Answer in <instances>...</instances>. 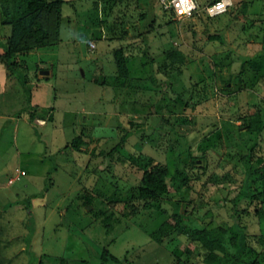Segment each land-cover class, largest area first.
<instances>
[{"label":"rangeland","instance_id":"1","mask_svg":"<svg viewBox=\"0 0 264 264\" xmlns=\"http://www.w3.org/2000/svg\"><path fill=\"white\" fill-rule=\"evenodd\" d=\"M198 1L204 6L197 14L179 19L163 0H122L112 7L111 0H66L56 43L21 55L14 72L0 56V183L6 194L0 210L8 219L16 208L37 206L22 213L29 232L21 237H33L29 260L22 252L12 262L5 258V227L0 264H101L105 247L123 258L121 264H179V257L205 264L189 251L197 246L191 227L170 232L164 244L151 237L174 217L169 200L130 198L146 167L163 162L174 172L178 116L193 124L181 141L191 137L198 158L184 155L194 176L189 209L201 223L229 227L236 246L245 233L244 256L264 264V128H248L258 120H249L256 111L264 120V87L247 90L244 107L230 84L239 53L255 49L234 42L237 28L226 32L225 42L212 38L230 14L209 16L206 0ZM248 29L256 38L264 31ZM10 32V24L0 26V42ZM120 46L131 68L123 81L114 59ZM175 47L186 56L180 69L167 54ZM226 67L235 71L228 74ZM32 112L48 123L33 120L32 126L25 119ZM127 128L141 131L110 153ZM81 134L87 143L76 149L73 140ZM248 159L258 169L254 174ZM17 167L26 174L7 185ZM116 190L120 198L113 201Z\"/></svg>","mask_w":264,"mask_h":264},{"label":"trees","instance_id":"2","mask_svg":"<svg viewBox=\"0 0 264 264\" xmlns=\"http://www.w3.org/2000/svg\"><path fill=\"white\" fill-rule=\"evenodd\" d=\"M65 1L0 0V26L11 25V32L5 43V52L2 56L12 72L20 64L19 57L21 55L29 53L37 47L56 43L60 39V28L63 18L62 5ZM120 1L122 0H111L110 6H115ZM212 1L214 0H209L208 3ZM201 6L199 4V10ZM171 11L175 15V12ZM197 13L198 11L195 12V14ZM221 36L222 34L219 32L211 34L212 38ZM167 54L173 69H180L177 63L186 61V56L183 55L178 47L167 50ZM114 59L117 66L118 81L130 78L131 68L129 66L127 48L120 46L114 49ZM248 61L254 62V57ZM260 64L261 69L264 71V61ZM101 83H107V79L102 80ZM133 100L137 101L136 99ZM262 116L261 112L256 111L255 115L250 117V121L255 118L259 120H252L248 124L250 131L257 133L262 131L264 128ZM31 118L34 120L37 116L32 112ZM172 129L175 132L174 125ZM139 131H141V128H127L121 140L117 142L110 153L123 147L129 137ZM85 143L87 142L82 134L74 137L73 145L76 149H81ZM194 149L195 146L192 144L186 145L185 143L182 145L180 151L176 152L177 162L173 173H171L168 164L163 162H156L151 167H146L140 182L131 190L130 198L150 200L151 202L169 200L174 206V217L165 219L157 228L152 230L150 232L151 237L153 240L164 244L170 232H174L182 226H189L195 233L194 238L197 241L196 249H189V251L196 253V256L200 257L205 264H263L255 257L244 256L248 246L245 233H241L239 245L236 246L229 227L222 224L209 226L201 223L194 216L193 210L189 209V203L194 200L190 195L194 176L184 161V155H190L194 161L197 160V156L193 155ZM248 161L250 172L254 174L258 169L252 168L251 159H248ZM169 177L170 180L168 179ZM173 192L178 193L180 197L172 198L170 194ZM118 194L119 192L116 190L113 194L116 198L112 199L113 201L119 200ZM88 196L87 194V202L91 200V197ZM122 262L123 258L112 253L108 247L104 248L101 264H121ZM179 264H187V262L179 257Z\"/></svg>","mask_w":264,"mask_h":264},{"label":"crops","instance_id":"3","mask_svg":"<svg viewBox=\"0 0 264 264\" xmlns=\"http://www.w3.org/2000/svg\"><path fill=\"white\" fill-rule=\"evenodd\" d=\"M196 1L198 2V4H200L201 2L198 0ZM205 2H206L205 3L206 5L209 2V0L208 1L206 0ZM222 14H227V15L230 14V17L222 25V31H220L222 36L219 37L221 41L225 42L227 40L226 32L229 33L230 30L237 28L238 30L236 31V36L233 37L234 42L238 41V44H241L245 48L247 47L248 49L249 48L255 49L252 52L248 51L242 54L238 52L240 57H238L236 61V66H235L236 71L230 69L229 67H226V71L228 74H231L233 71H235V74H234L235 76L232 77L231 79L232 81L230 80L231 81L230 84L231 86H234L236 84V87H237L236 89L238 90V92H241L244 98V100L240 103V105L246 107L247 105H249L246 99L247 90L256 91L264 87V75H263L264 71L261 69V64H260V63H263L264 61V31H263V34L261 36H257V38L255 36L250 37L249 33L246 34V31L249 30L248 28H251V27H259L260 29L264 28V0H234V4L232 5V7L228 11ZM224 30H226L225 33H224ZM6 42H7L6 40L0 42V56H2L3 53L5 52ZM222 56L224 57V55ZM252 57H254L255 62L248 61ZM137 102L138 101L131 100L128 103L132 104V109H133V107H135L134 105ZM127 110H128L127 112L131 111V109L130 110L127 109ZM27 115L28 116H26L25 118L26 121H30L32 126H35V124L33 125V119L31 118V114H27ZM175 116H177V114H175ZM3 117H4V114L0 113V118H3ZM178 120L182 122L179 116L176 117L174 120V127H175V133L178 132V135H179V136L177 135L178 137L177 144H178V149H179L178 151H180L183 144L185 143L186 145L192 144L191 137H188L190 135L187 136L190 142L186 138L187 140L184 143H182L181 139L184 138L182 131L187 130L189 127L191 129L193 124L191 122L189 124L188 123L186 124V122H182V124H180ZM34 121H36V123H38V121H41L39 122V125H46L48 123L45 118H39V117L34 119ZM16 126L18 129L19 126L18 125ZM194 151L195 150H193V154H194ZM0 185H1L0 186V202L2 203V200L4 199L6 194L2 190L3 184L0 183ZM7 185H11V184L7 183ZM1 203H0V206H1ZM16 209L13 211L14 216L8 217V219L3 214L2 208L0 210V219H3V223L0 222V233H2V231H4L6 227L7 236H8V238H6L7 244L4 245V249L2 251H5L4 256L10 262L16 259V256H17L16 253H19V252L20 254L21 252L23 253L22 260L24 261L29 260V256H28L29 251L30 250L33 251V237L30 239V241H25L24 237H21V234L29 232L28 228L26 227L27 223L25 221V215H23L24 212L26 213L27 210H29V212L33 213L36 211L37 206L36 207L25 206L24 208L17 209V210ZM13 213H10V214H13ZM36 234H38V232H36ZM16 236H18L19 238H16ZM3 239L4 238H0L1 243L3 242ZM13 250L15 251L12 253Z\"/></svg>","mask_w":264,"mask_h":264},{"label":"built area","instance_id":"4","mask_svg":"<svg viewBox=\"0 0 264 264\" xmlns=\"http://www.w3.org/2000/svg\"><path fill=\"white\" fill-rule=\"evenodd\" d=\"M221 2L222 0H214L211 3L206 4L203 9L207 13V15L217 16L228 11L234 4V0H231V3L226 5V10L215 11L213 14H210L209 10L214 9L215 6ZM163 4L167 9L173 10L175 12L176 17L179 19L193 16L195 12L199 11V4L196 0H189L188 3H182V0H163ZM192 4H194L195 7H190V5ZM181 9H185V10L182 12ZM23 174H26V170L17 167L16 174L9 177L8 183L9 184L15 183L18 179L21 178Z\"/></svg>","mask_w":264,"mask_h":264},{"label":"clouds","instance_id":"5","mask_svg":"<svg viewBox=\"0 0 264 264\" xmlns=\"http://www.w3.org/2000/svg\"><path fill=\"white\" fill-rule=\"evenodd\" d=\"M189 0H182V3H188ZM231 0H222L221 3L217 4L214 9H210V14H213L215 11H223L226 10V5L230 4ZM190 7H195L194 4L190 5ZM185 9H181L183 12Z\"/></svg>","mask_w":264,"mask_h":264}]
</instances>
